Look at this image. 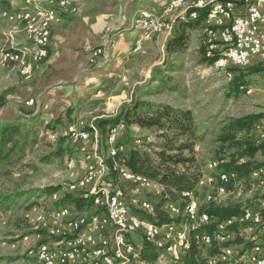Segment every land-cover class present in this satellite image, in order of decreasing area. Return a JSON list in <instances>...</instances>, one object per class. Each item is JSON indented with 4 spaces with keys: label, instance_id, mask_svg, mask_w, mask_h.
<instances>
[{
    "label": "rangeland",
    "instance_id": "1",
    "mask_svg": "<svg viewBox=\"0 0 264 264\" xmlns=\"http://www.w3.org/2000/svg\"><path fill=\"white\" fill-rule=\"evenodd\" d=\"M1 6L3 9H9L11 15L10 18L3 17L0 8V59H2L1 65L7 69L4 64L5 53L19 48L23 50L22 46H14L19 45L17 35L25 37V34L22 25L10 21L13 20L16 11L7 7L5 0ZM57 13L59 15V12ZM187 14L185 13L184 16L186 17ZM171 22L173 25L176 23L173 20ZM172 27L164 33L150 35L151 38L154 35H162V37L157 44L155 43L151 55L143 64L144 74L139 76L138 84L131 86L130 89L128 88L124 94L125 97L123 95L122 97L106 100L107 112L103 111L105 105L101 106L100 110L93 114H84L78 123L62 124L54 133H46L44 127L40 126L39 144L32 150L27 151V155L20 165L11 168V174L0 175V198L14 193L23 195V198L11 208L0 206V264H25L30 249L41 245L43 241H51L52 239L43 230L45 227H50L53 216L55 222L58 215L70 221L73 220V216L70 217L69 213L74 216L86 215L87 217L95 214L94 209L78 214L71 208H57L56 203L65 193H72L74 196L85 195L93 191L95 187L98 189L111 186L112 183H118V179L117 182H113V177L107 172V160L111 157L109 139V147L102 144L101 137L96 129L93 132L85 131L89 135L83 140H80V137L77 136L84 127L88 125L94 127V122L101 116L116 115L123 106L130 105L135 101L191 110L194 113L201 137L196 146V157L202 165L205 177L203 180L211 177L217 165L229 163L231 157L241 151L240 145L242 143L250 139L255 141V137L252 136L251 132L247 134L244 131H231L230 127L235 121L249 115L264 114V75L249 76V67L253 66L251 64L246 68L235 69L237 70H234L235 75L229 70L219 71L204 59L205 53L203 51L205 49L204 43L202 45L201 42V30L190 33L192 42L186 52L169 55L167 53V43L175 36L174 30L171 32ZM165 37L168 39L165 40ZM108 40L111 42L110 39ZM154 40H156V37L153 38ZM26 59L28 58L26 57ZM26 61L25 64H27ZM108 61L109 58L105 60V63ZM157 69L161 70L155 73ZM241 73L247 76L248 85L245 92L235 94L233 80ZM19 74L21 77L27 78L21 71ZM9 78L11 79L12 76L7 74L6 71L3 74L0 68V91L3 90L6 81L12 83L11 80H7ZM122 80L124 83L129 82L125 77ZM1 93L0 119L17 120L20 117L41 110V103L38 105V100L35 101L36 103L33 106L28 105L31 99L23 104L25 106L17 104V109H15L10 103L13 98L7 99L3 92ZM28 107L29 109H27ZM42 120L44 125L52 121ZM121 124L123 123L119 125ZM229 134H231L234 141L233 144L231 143L232 146H230V140L227 138ZM114 141L115 145L121 146V151L125 153L143 143H152L154 145L153 151H159V144L162 142L160 132L157 130H145L137 126H125L120 129L116 133ZM58 150L63 152L59 157L55 154ZM220 159L223 160L220 161ZM254 160L256 163L262 164L264 156L259 153ZM101 161L104 166V174L97 175V178L89 183L84 182L91 171L99 173L102 169ZM244 161L242 160L240 163ZM215 163L216 166H214ZM261 173L262 171L254 173L253 179H256ZM229 179L230 183L234 179V175H229ZM253 179L249 182L235 179L228 189H226V186L229 183L224 185L218 183L215 184L216 186L214 184L213 186L212 184H205V186L200 183V186L204 185L205 187L198 191L197 196L192 194L193 200L195 201L196 197L199 209L203 213H206L203 210L210 203L242 205L245 209L244 212L248 208L257 209L259 202L264 200V187L262 181L257 182ZM83 182L84 184H82ZM120 184L129 201L151 202L160 191V187L157 185H153L149 189H138L129 183L120 182ZM48 187H61V191L51 197L42 195V191ZM220 187H224V192L219 191ZM27 207H30V209L28 210ZM41 209H44L47 213V226L37 221ZM133 210H136V208ZM184 216L186 220L178 226L174 224L173 227H176L177 232H180V234L184 233L185 236H188L191 243H193L192 241L197 242V239H202L207 226L197 222L191 223L188 221L186 214ZM211 222L213 221L211 220ZM232 222L240 224L238 231L230 230L229 225L233 224ZM65 223L68 224L67 221L60 224L64 225ZM242 223L241 218H237L231 220V222L218 225L216 231L222 230L228 237L224 244L200 245L205 254L213 255L212 261H215V264H247V262H252L254 256L262 257L264 255V227H260L263 225L253 223L243 225ZM237 239H240L241 242L238 243ZM252 240L256 241V245L260 247L259 250L243 252L242 242ZM134 243L138 245L135 248L141 254L144 237L142 235L138 236ZM162 243L164 244V252L157 264L181 263L182 257L191 247V244H181L177 247V242H172V238L166 234H162L157 240L153 241V245L163 251ZM228 250L230 253L227 252ZM215 251L220 253L216 254ZM137 264L145 263L141 262L139 257Z\"/></svg>",
    "mask_w": 264,
    "mask_h": 264
},
{
    "label": "trees",
    "instance_id": "2",
    "mask_svg": "<svg viewBox=\"0 0 264 264\" xmlns=\"http://www.w3.org/2000/svg\"><path fill=\"white\" fill-rule=\"evenodd\" d=\"M207 14L208 10H203L200 12L198 19L179 20L176 22L177 33L167 43V53L169 55L182 54L189 49L190 38L188 32L195 26L200 25ZM203 53L205 52L203 51ZM204 59L210 64L214 63V60ZM235 69L237 68H230L229 71L235 75V71H237ZM160 70L157 69L155 73H158ZM248 74L249 76L264 75V64L249 67ZM247 85V76L244 73L236 76L233 80L234 93L245 92ZM42 115L40 110L32 112L29 115H22L23 117L17 120L0 119V175L11 174V168L20 165L24 161L27 151L32 150L39 144L40 126L44 127L46 133H54L63 124L62 119H56L44 125ZM263 120L264 114L249 115L235 121L234 124H231L230 129L231 131H244V133L249 134ZM120 123H123L125 126H137L145 130L155 129L160 132L162 142L159 144V151H153L154 145L152 143H143L142 145L133 147L126 153L121 151V146L115 145L118 151L116 157H110L107 160L108 172L113 177V182H117L118 179L117 174L113 171L115 162L123 165L131 173L152 181L160 187L157 197L150 202L153 206L152 214L138 209L133 210L132 213L158 226L168 224L180 225L186 220L183 213L185 208L191 203V195L198 194L197 190L200 183L205 178L202 165L196 157V146L200 142L201 137L194 113L189 109H175L169 105H156L149 102L135 101L130 105L123 106L116 115L99 117L94 122V127L88 125L82 131L93 132L96 129L101 137L102 144L109 147V130ZM227 138L230 140V146H232L234 141L231 134ZM240 147L241 151L234 154L229 163L217 165L212 172L211 176L216 178H219L222 173L234 175V179L226 186V189L232 186L235 179L249 182L257 171H262V173L253 180L261 182L264 179V162L258 164L254 160L255 156L259 153L264 156V140L256 139L255 141H251L250 139L242 143ZM62 153L61 150H58L55 154L59 157ZM242 160L245 161L240 163ZM60 191L61 187H48L42 191V195L51 197ZM21 198H23L21 193L7 195L4 198H0V206L2 208H11ZM171 206L178 208V212L173 213L170 208ZM56 207L71 208L78 214L92 209H94V213L97 212V209L94 207V197L85 198L84 195L74 196L68 192L56 203ZM27 209L29 210L30 207H27ZM204 209L202 210L213 221L205 225L207 226L205 227L206 233H214L218 229L219 224L231 222V220L237 218L240 219L245 210L242 205L238 204L217 205L214 203H210ZM232 223L229 225L230 230L238 231L240 224L238 222ZM242 224L248 225L249 223ZM132 241L134 242L135 238ZM237 241L238 243L241 242L240 239H237ZM47 242L43 241L41 244ZM192 242L190 249L182 257L181 264H211L213 255L205 254L200 245L194 241ZM242 244L244 246L243 252L254 251L256 248H260L254 240L243 241ZM215 253L219 254L220 252L215 251ZM162 254L163 251L161 249L144 241L139 257L140 261L145 264H157ZM259 258H264V255L262 257L259 256Z\"/></svg>",
    "mask_w": 264,
    "mask_h": 264
},
{
    "label": "crops",
    "instance_id": "3",
    "mask_svg": "<svg viewBox=\"0 0 264 264\" xmlns=\"http://www.w3.org/2000/svg\"><path fill=\"white\" fill-rule=\"evenodd\" d=\"M169 1L85 0L78 6V12L75 15L57 11L59 12L58 17L52 20L49 25L51 35L47 40L48 57L38 61L33 55H28V59L24 58L22 62L12 63L6 61L4 55V64L7 69L1 65L2 59H0V68L3 74L6 71L14 80L16 79L15 81L12 78L7 79L12 83L6 81L0 95L3 92L7 99L13 98L10 103L15 109H17V104L25 106L23 104L29 99L38 100V105L41 103V112L45 121L62 119L64 125H70L71 122L78 123L84 114H93L104 105L105 109L102 110L107 112L106 100L122 97L128 88L138 84L139 76L144 74L143 64L151 55L155 43L157 44L162 37V35H154L151 38L152 33H150L148 41L144 43L143 50L133 52L143 33V30L135 24L139 13L141 11L153 13L171 27L175 26L174 33H177L176 23L173 25L171 21H179V16L184 12H175L164 19L163 11ZM235 1L240 5V0ZM5 4L14 11L26 7L23 0H5ZM49 8L54 9L55 7L49 5L47 9ZM12 19L10 21L22 25L25 34L22 19L17 15H14ZM204 25H209L207 16L200 25L188 32L190 38L191 32L196 33L201 30L202 45ZM260 32L264 34V25L260 26ZM154 37L156 40L153 41ZM107 38L111 40L109 61L102 64L101 58H99L102 56L94 58L93 52L107 42L110 43ZM17 39L19 45L14 47L22 46V48L30 50L33 48L26 41V34L25 37L18 34ZM167 39L165 37V40ZM191 42L192 38H190V45ZM25 60H27V64H25ZM257 64H264V62L262 63L258 58L253 59L251 65ZM28 65L32 67L33 74L31 73L27 78L21 77L20 70ZM124 77L128 79V83L123 82ZM263 121L251 131L255 140H261L260 127ZM205 186H199L197 192ZM191 198H193L192 195ZM59 222L62 223L56 219L57 225H61ZM138 236L140 235L135 236V239ZM77 264H80V261Z\"/></svg>",
    "mask_w": 264,
    "mask_h": 264
},
{
    "label": "built area",
    "instance_id": "4",
    "mask_svg": "<svg viewBox=\"0 0 264 264\" xmlns=\"http://www.w3.org/2000/svg\"><path fill=\"white\" fill-rule=\"evenodd\" d=\"M182 1L190 0H170L163 13L167 11L168 7H174V3H182ZM198 2H200V9L212 5H221L219 19L209 20L208 30L204 32V34H208V41H205L204 49H210V52L215 55H224V63L219 65V71L225 70V63H232V68H246L250 66L253 59L258 58L261 62H264V34L260 32V26L264 25L262 0H240V5L235 0H198ZM198 11L190 12L189 16L197 14ZM151 14L153 13L141 11L139 28L143 30V33L134 47V53L138 48H144V43L148 41L150 32L154 31V27L147 23V16H151ZM73 15H75V11H73ZM174 28L175 26L172 27L171 32ZM47 34L51 35V31H48ZM42 40L43 38L37 40V43L41 44ZM93 57L98 58L97 49L93 52ZM107 57H109V51H107L106 44V57H99L102 64H105ZM28 105L33 106L34 104L28 102ZM260 139L264 140V121L260 127ZM80 140H83V135H80ZM110 153H118L114 140L111 141ZM100 165L102 169L99 173L91 171L84 182L89 183L91 178H97V175L101 176L104 174L102 161ZM124 182L138 189H149L150 185H155L152 181L146 180L140 175H135L126 168H122L121 183ZM205 184H212L213 186V183H207L206 180H204ZM262 185H264V179ZM96 189L97 187L90 193L85 194L84 197H94V207L97 212L91 217L86 215L74 216L69 213V216H73V227H66V223L57 225L53 216L50 227H45L43 230L52 240L43 243V246L50 247L54 252L60 254L58 241L68 240L69 249L73 253H78L80 264H116L118 262L116 248H124L125 250V245L138 247L132 241L136 235H142L144 241L153 244V234L152 236H145L146 220L140 217L139 220H132V208L152 214L153 206L150 202L129 201L122 187H114L113 183L111 186L100 187L97 191ZM196 205L197 199L195 197L191 216L188 220L191 223H193V211H196ZM177 210L178 208H171L173 213H176ZM247 211H254L255 220H258V214L264 213V200L259 202L257 209L248 208ZM157 232L169 235L172 238V242H177V247L181 244H191L189 237L181 236L180 232H177L176 227L157 228ZM224 235L222 236V244L225 243ZM196 243L198 245H210V240L204 232V239H197ZM162 249L164 252L163 243ZM127 253L129 259L130 252ZM40 264H46V261L43 260V263ZM68 264H71L70 258H68ZM247 264H257L255 256L253 257V262H247Z\"/></svg>",
    "mask_w": 264,
    "mask_h": 264
},
{
    "label": "bare ground",
    "instance_id": "5",
    "mask_svg": "<svg viewBox=\"0 0 264 264\" xmlns=\"http://www.w3.org/2000/svg\"><path fill=\"white\" fill-rule=\"evenodd\" d=\"M85 0H23V2L26 4V7L20 9L19 11H16L17 17L21 18L24 27H25V34H26V41L32 45V49H14L13 51L5 53V60L12 63H19L22 62L24 58L28 57V55H33L36 60L42 61L46 57H48V50H47V40L50 36V34H47L48 31H50L49 25L50 22L58 17L57 11H60L63 14H70L73 15V11H75V14L78 12V6L84 2ZM4 2V0H0V8L2 7L1 4ZM263 6H264V0H262ZM66 3H72V4H66ZM52 5L55 8H49L47 9V6ZM64 8V12H63ZM2 16L3 17H10V11L9 9H3L1 8ZM198 11L197 14L190 15V12ZM203 10H208L207 17L209 20H216L220 17L221 12V5H212L208 7H204L200 9V2L198 0H190V1H182V3H174V7H168L167 11L163 13V18H167L170 15H172L175 12L182 11L184 12L182 15L179 16L178 20H187V19H198L200 16V12ZM188 13L185 17L184 14ZM141 21V12L135 19V24L139 26ZM147 23L151 24V27H154V31L150 32L152 34H161L167 31L168 29H171V26L164 21L163 19L155 16L154 14H151V16H147ZM208 26H205L204 32L208 30ZM43 38L42 43H37V40ZM109 41V40H108ZM205 41H208V34H204V45ZM111 42H107V50ZM143 48H138L135 52L142 51ZM205 58L207 60H214V63L212 66L217 68L219 70V65L221 63H224V55H215L214 53L210 52V49H205ZM98 56L106 57V44L102 45L101 48L97 49ZM10 58V60H9ZM108 59V57L106 58ZM251 64V63H250ZM230 68H232V63H225V70L228 71ZM21 73L29 77L32 73V67L30 65L25 66L23 69L20 70ZM231 76V74H229ZM31 104H35V100H32L29 102ZM125 125L121 124L116 127H113L109 131V142L111 143L112 140H114V137L116 133L123 129ZM97 134V132H95ZM80 135H83V138L88 137V133L85 131H82L77 134L78 137ZM117 153H111V157H116ZM122 168H125L123 165L119 164L118 162H115L113 165V171L117 174L118 183L114 184V187H121V179H122ZM94 178H91V181ZM146 179V178H145ZM148 180V179H146ZM207 183H213L215 184H224L229 183V175L226 173H222L219 178L216 177H208L205 179ZM263 181V180H262ZM204 183V180L201 182ZM223 184V185H224ZM153 185H150L152 187ZM216 186V185H215ZM264 187V185H263ZM220 192H224V187L219 188ZM191 203L185 208L184 215L188 217V219L191 216L192 212V205L195 202L193 198H191ZM171 208H176L175 206H171ZM178 212V210H177ZM246 212V213H245ZM241 217V222L243 223H253L255 225H263L264 223V217L263 214H258V220H255V214L254 211H245ZM47 213L44 209H41L37 216V221L40 224H44L47 226L46 222ZM57 220L61 221L62 223L64 221H67L66 227H73V220L68 221L66 218L62 217L61 215L57 216ZM132 220H139V217L132 214ZM212 218L207 214L203 213L199 209V205L197 203L196 205V211H193V222H197L198 224H210ZM174 224H168L164 226H158L153 222L146 221L145 224V236H152L153 234V241L157 240L162 234L160 232H157V228H173ZM223 229V228H222ZM216 231V230H215ZM224 235V242L227 241V234L224 231H216L214 233H205L207 238L210 240V245L214 242L222 244V236ZM167 235V234H166ZM181 236H185L184 233L180 234ZM169 237V235H167ZM202 239H204V235L202 236ZM60 245L58 248H60V254H57V252H54L52 248L43 246V244L38 245L32 249H30L27 253V261L25 264H40L43 263V260L46 261V264H68V258H70L71 264H77V262L80 261V257H78V253H73L69 249V241L68 240H61ZM208 245V244H207ZM256 250H259V248H256ZM37 251V252H36ZM129 253V259H128V253ZM230 253V251H227ZM116 255H117V263L116 264H137V261L139 260L140 253L138 252L137 248H135L133 245H125L124 248H116ZM162 258V257H161ZM253 262V258L251 260ZM255 262L257 264H264V258H259V256H255ZM175 264H181L178 262H175ZM211 264H215V261H211Z\"/></svg>",
    "mask_w": 264,
    "mask_h": 264
}]
</instances>
